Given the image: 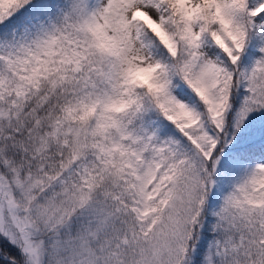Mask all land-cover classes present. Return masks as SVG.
<instances>
[{"label": "snow or ice", "instance_id": "1", "mask_svg": "<svg viewBox=\"0 0 264 264\" xmlns=\"http://www.w3.org/2000/svg\"><path fill=\"white\" fill-rule=\"evenodd\" d=\"M0 264H264V0H0Z\"/></svg>", "mask_w": 264, "mask_h": 264}]
</instances>
